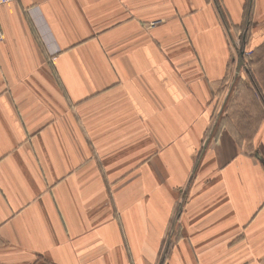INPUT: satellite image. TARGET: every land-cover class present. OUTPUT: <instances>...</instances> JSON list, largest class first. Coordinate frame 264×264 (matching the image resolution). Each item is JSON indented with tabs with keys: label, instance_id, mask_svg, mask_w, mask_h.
I'll return each instance as SVG.
<instances>
[{
	"label": "crops",
	"instance_id": "1",
	"mask_svg": "<svg viewBox=\"0 0 264 264\" xmlns=\"http://www.w3.org/2000/svg\"><path fill=\"white\" fill-rule=\"evenodd\" d=\"M0 24V264H264V0H13ZM231 63L219 110L248 89L209 127Z\"/></svg>",
	"mask_w": 264,
	"mask_h": 264
},
{
	"label": "rangeland",
	"instance_id": "2",
	"mask_svg": "<svg viewBox=\"0 0 264 264\" xmlns=\"http://www.w3.org/2000/svg\"><path fill=\"white\" fill-rule=\"evenodd\" d=\"M242 30V29H241ZM243 31V30H242ZM245 36L244 40L240 39L239 42V49L240 51H242L243 49L245 50V56H244V61H245V66L247 68V70L249 68L256 70L255 66H257L256 64H254V57L255 55H257L258 53L256 52H252V51H246L247 49L249 50V48L247 47V44L245 42L248 41V35L245 31L242 32ZM246 44V45H245ZM235 53V51H234ZM236 54V53H235ZM233 69V65L231 63V65H229V74L227 75V77L225 79H223L222 81H220L215 88L212 90V94H213V105H212V109L210 112V119H209V127L210 125L215 122L218 118H220V120L222 118H224L225 116L229 115L228 112L230 111L235 97L237 98L238 95H242V91L245 89H248L246 83H248V79L245 75H243L241 78H239V80L235 83V85L232 88L231 94L229 96V99L227 101V103H225L226 105L223 107V111H222V115L217 117V113L219 111V109L221 108L222 105V98L226 92V89L230 83V73ZM249 93V92H248ZM248 95V94H247Z\"/></svg>",
	"mask_w": 264,
	"mask_h": 264
},
{
	"label": "built area",
	"instance_id": "3",
	"mask_svg": "<svg viewBox=\"0 0 264 264\" xmlns=\"http://www.w3.org/2000/svg\"><path fill=\"white\" fill-rule=\"evenodd\" d=\"M10 1H13V0H0V5L6 4V3L10 2ZM3 38H4L3 37V31H2L1 24H0V42L3 40ZM221 114H222V111L219 110L218 113H217V117L221 116Z\"/></svg>",
	"mask_w": 264,
	"mask_h": 264
},
{
	"label": "water",
	"instance_id": "4",
	"mask_svg": "<svg viewBox=\"0 0 264 264\" xmlns=\"http://www.w3.org/2000/svg\"><path fill=\"white\" fill-rule=\"evenodd\" d=\"M242 55H243V52H240V65L243 64V61H242Z\"/></svg>",
	"mask_w": 264,
	"mask_h": 264
}]
</instances>
